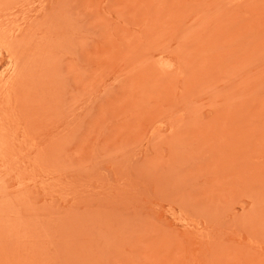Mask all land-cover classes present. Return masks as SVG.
I'll list each match as a JSON object with an SVG mask.
<instances>
[{"label": "rangeland", "instance_id": "obj_1", "mask_svg": "<svg viewBox=\"0 0 264 264\" xmlns=\"http://www.w3.org/2000/svg\"><path fill=\"white\" fill-rule=\"evenodd\" d=\"M0 264H264V0H0Z\"/></svg>", "mask_w": 264, "mask_h": 264}]
</instances>
